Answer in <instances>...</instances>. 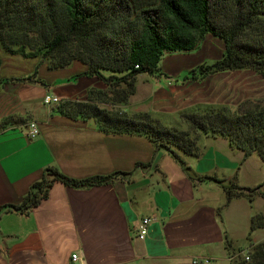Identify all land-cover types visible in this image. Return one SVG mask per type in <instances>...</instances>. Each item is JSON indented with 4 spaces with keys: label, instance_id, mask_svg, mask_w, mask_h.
<instances>
[{
    "label": "crops",
    "instance_id": "0c3cea01",
    "mask_svg": "<svg viewBox=\"0 0 264 264\" xmlns=\"http://www.w3.org/2000/svg\"><path fill=\"white\" fill-rule=\"evenodd\" d=\"M184 53H167L157 73L138 75L136 93L122 109L151 112L165 125L187 129L181 113L216 101L201 91L207 77L219 74L191 79L187 72L222 53L195 56L194 65L179 56ZM0 57V264H231L234 253L264 240V228L250 233L253 214L264 215V197L227 200L218 181L263 184L264 190L257 153L246 157L226 137L206 135L201 154L182 155L183 164L145 136L106 133L92 118H71L44 104L45 95L84 100L90 88L106 89L96 77H76L85 64L52 69L40 57L2 50ZM38 66L35 79L43 83L20 80ZM182 66L188 67L184 75ZM32 120L40 133L29 138ZM48 167L75 179L115 175L84 187L54 181L38 205L21 208ZM145 217L149 231L140 238Z\"/></svg>",
    "mask_w": 264,
    "mask_h": 264
},
{
    "label": "trees",
    "instance_id": "16d2710c",
    "mask_svg": "<svg viewBox=\"0 0 264 264\" xmlns=\"http://www.w3.org/2000/svg\"><path fill=\"white\" fill-rule=\"evenodd\" d=\"M208 34L224 42L221 57L197 65L186 77L235 70L264 77V0H0V50L40 57L52 69L79 61L87 70L76 77H96L107 84L106 89L90 88L84 100L63 101L57 112L92 118L106 133L145 136L183 164L182 155L201 154L200 141L206 135L226 137L246 157L257 153L264 160V99L240 103L236 109L209 105L183 112L187 129L165 125L151 112L122 109L136 93L138 75L157 73L165 54L196 50ZM38 69L20 80L43 83L35 79ZM114 175L75 179L48 167L21 208L38 205L54 181L84 187L107 183ZM218 181L227 200L264 197L263 184L242 187ZM259 228H264V215L255 212L250 233ZM249 255L250 260L237 258L231 264H264V240L252 246Z\"/></svg>",
    "mask_w": 264,
    "mask_h": 264
},
{
    "label": "rangeland",
    "instance_id": "374dc122",
    "mask_svg": "<svg viewBox=\"0 0 264 264\" xmlns=\"http://www.w3.org/2000/svg\"><path fill=\"white\" fill-rule=\"evenodd\" d=\"M210 41L213 45L208 44ZM223 46L222 41L209 35L201 50L198 49V47L196 50L179 56H185V63H192V65H194L193 63H196L194 62L195 56L201 57L204 54L207 56L219 57L224 49ZM213 60L215 59L211 57L207 58V61ZM187 68V66L183 67L180 73L184 75V73L187 72ZM205 80L206 84L202 86L204 89L201 92L206 93V96H211L212 100L216 99V101L209 103L213 106L225 105L232 109H236L240 103L246 101L257 103L259 100L264 99V77L252 70H237L231 73L214 74L210 75ZM103 105L107 107L112 104L105 103Z\"/></svg>",
    "mask_w": 264,
    "mask_h": 264
},
{
    "label": "built area",
    "instance_id": "2783aa9c",
    "mask_svg": "<svg viewBox=\"0 0 264 264\" xmlns=\"http://www.w3.org/2000/svg\"><path fill=\"white\" fill-rule=\"evenodd\" d=\"M43 102L47 106H52V105H58V104L62 103L63 101H62V98L60 96L45 95ZM26 131H27V135L29 138H34L40 133V128H39L37 122L32 120V121L28 122V124L26 126ZM150 222H151V218L145 217L138 224V236L140 238H144L147 235V233L149 231ZM251 247H249L247 249L239 250L238 252L234 253L231 256V258L234 260L238 257H242V258H245V260H250L249 250L251 249ZM72 258L74 260H76L78 258V255L73 254Z\"/></svg>",
    "mask_w": 264,
    "mask_h": 264
}]
</instances>
